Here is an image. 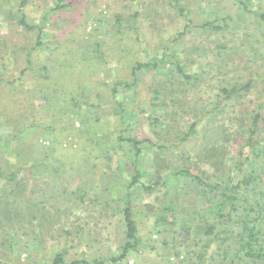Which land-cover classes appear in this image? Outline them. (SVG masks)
<instances>
[{"label": "rangeland", "instance_id": "374dc122", "mask_svg": "<svg viewBox=\"0 0 264 264\" xmlns=\"http://www.w3.org/2000/svg\"><path fill=\"white\" fill-rule=\"evenodd\" d=\"M55 1L30 0L25 7L28 20L32 24L42 21ZM240 1L247 4L246 11ZM65 2L71 5L47 16L43 43L31 51L32 64L20 74L25 66L21 47L32 48L35 34L8 20L11 2L0 0V42L6 43L0 44V71L5 79L0 87L1 164L6 169L7 163H31L42 156L46 165L35 169L38 178L48 182L44 189H51L50 185L57 188L55 196L53 190L45 194L51 199L45 203L47 222L39 233L41 243L29 229L27 235L17 234L10 252L0 230V264H51L57 252H63L67 263L81 258L93 263L97 258L105 260L104 264H176L171 261L175 260L172 252L162 246V238L175 234L158 232L164 225L156 226L146 207L155 210L166 187L134 191L133 210L139 213L136 224L141 243L125 259H109L119 254L124 240L125 224L119 209L123 202L119 198L126 193L130 179L124 158H134L125 142L117 140L126 124H117L118 116L108 111L113 110L111 86L116 79L128 80L136 61L160 60L163 53L174 59L175 54L186 74L197 77L177 85L178 90L167 97L172 99L165 112L151 106L149 88L154 84L164 91L157 84L168 75L167 63L140 73L136 94L133 87L119 86L115 98L133 112L132 126L125 135L129 132L139 139L160 141L146 118L152 114L159 117L164 139L170 137L164 131L172 139L179 131H188L187 141L178 148L193 154L192 142L200 138L207 121L202 110L221 97L222 86L251 80L246 101L252 100L251 106L264 102V19L258 15L264 13V0H179L178 5L174 0ZM206 22H212L211 29L202 27ZM215 26L221 29H213ZM42 65L49 66L48 77L39 76ZM98 96L109 106L99 121ZM229 112L227 109L220 118L228 119ZM192 122H198L193 131ZM140 147L144 150L139 158L140 181L149 184L155 147L147 143ZM167 155L164 152L166 160ZM175 158L170 160L176 163ZM180 181L173 183L172 192ZM76 190L86 192L83 202L75 196ZM62 192L65 194H59Z\"/></svg>", "mask_w": 264, "mask_h": 264}, {"label": "trees", "instance_id": "16d2710c", "mask_svg": "<svg viewBox=\"0 0 264 264\" xmlns=\"http://www.w3.org/2000/svg\"><path fill=\"white\" fill-rule=\"evenodd\" d=\"M9 1L11 8L9 16H6L8 20H15L25 31H33L35 34V44L32 48L21 47L24 51L22 55L25 66L21 68L20 74H23L32 64L31 51L43 43L41 39L49 13L67 8L71 3L56 0L53 7L43 14L42 21L32 24L25 12L30 0ZM174 2L178 5L179 0ZM240 2L246 11L247 4ZM179 6L181 13L183 6ZM258 15L264 19V13ZM210 25L212 22H206L202 27L211 29ZM215 28L221 29L220 26L213 29ZM0 44L6 45L5 41ZM163 55L160 60L155 58L148 62L136 61L131 66L128 80H115L111 86L110 98L113 110H108L109 106H104V99L98 96L100 103L96 107L100 112L96 113L97 121L102 111L115 113L118 116L117 124H126L125 128L119 131L117 140L125 142L128 151L134 156L133 160H129L123 154L130 178L126 193L119 198L123 202V207L119 209L125 224V235L119 244V254L109 259L113 262L125 259L130 251H137L141 243L136 224V215L139 213L133 210L134 191L140 188L151 191L156 187H166L162 203L155 210H152L150 205L146 207L149 208L148 212L154 215L155 225H164V229L158 232L175 234L162 238L164 250L171 251L175 258L171 261L176 264H264V133L263 136L257 134L258 131L264 130V102L260 101L251 106L252 100L246 101L252 88L251 80L222 86L221 97L212 107L202 110L201 116L207 117V121L202 126L200 138L192 142L193 154L178 148L187 141L188 131H179L173 139L170 133L164 131L165 135H170L164 139L159 132L164 129L158 122L159 117H153L152 114H148L146 118L155 137L162 142H155L150 138L139 139L129 132L125 135L126 130L132 126L130 120L133 118V112H128L122 100L117 101L115 98L119 86L133 87L136 94L138 82L141 80L140 73L157 69L167 63L168 75L157 84L164 87V91L154 87V84L149 88L152 91L151 106L165 112L167 101L172 99L167 97L178 90L177 85L196 80L197 75L186 74L185 66L179 65L175 54L174 59H171L172 56L168 57L167 53ZM16 57L13 56L14 60ZM1 65L6 67L5 63ZM48 73V65H42L38 70L39 76L48 77ZM3 75L4 72L0 71V87L5 82ZM74 102L78 105L75 98ZM227 109H230L229 118H220V114L225 113ZM197 124L198 122H192L191 131ZM158 128L160 130H157ZM145 143L155 147L152 151L153 171L148 176L149 184L140 181L139 158L143 156L144 151L140 145ZM2 146L0 145L1 148ZM164 152L169 154V159L163 157ZM45 156L48 157L47 154ZM173 157H176V163H173L174 159L170 160ZM43 165H46L45 160L40 156L31 163H7V168L4 169L0 157V230L4 233V240L7 241L10 252L13 251L17 234L27 235L26 231L29 229L34 233L33 237L37 242L41 243L39 233L47 222L45 203L51 199L45 194L53 190L51 194L54 195L57 190L54 185H50L51 189H44V184L48 182L39 179V171L35 170ZM178 178H181L180 184L176 189L174 187L172 192L170 189ZM74 193L77 199L83 202L86 192L76 190ZM49 205L51 204L47 206ZM180 247L184 249L181 251ZM181 252L184 254L182 257ZM104 261L96 258L90 263L81 258L67 263L63 252H57L51 264H104Z\"/></svg>", "mask_w": 264, "mask_h": 264}]
</instances>
